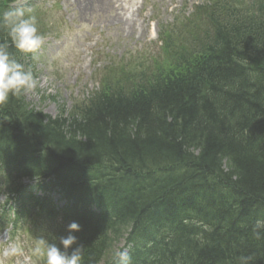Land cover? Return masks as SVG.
<instances>
[{
	"label": "trees",
	"instance_id": "1",
	"mask_svg": "<svg viewBox=\"0 0 264 264\" xmlns=\"http://www.w3.org/2000/svg\"><path fill=\"white\" fill-rule=\"evenodd\" d=\"M158 39L157 58L98 69L73 113L0 105V229L76 221L83 264L123 240L133 264H264V0H205Z\"/></svg>",
	"mask_w": 264,
	"mask_h": 264
},
{
	"label": "rangeland",
	"instance_id": "2",
	"mask_svg": "<svg viewBox=\"0 0 264 264\" xmlns=\"http://www.w3.org/2000/svg\"><path fill=\"white\" fill-rule=\"evenodd\" d=\"M229 1L232 5L237 3V0ZM93 2L17 0L16 5L20 7L30 3L39 5L51 20L43 45L31 59L38 83L26 93V100L36 110L53 117L73 113L77 103L98 89L94 73L100 65L108 66L114 61L126 64L130 60L143 64L157 58L161 52L158 26L185 20L194 6L204 0H113L116 8L104 12L96 7L90 11ZM123 16L136 21L135 32L124 22H118L117 18ZM53 198L60 210L64 206L61 194L58 192ZM29 230L33 231V239L27 235ZM24 232L14 242L7 232H0V264H36L31 250L41 231L32 227ZM14 246L19 249L15 254L12 253ZM125 246L126 241H122L117 249L128 250Z\"/></svg>",
	"mask_w": 264,
	"mask_h": 264
},
{
	"label": "clouds",
	"instance_id": "3",
	"mask_svg": "<svg viewBox=\"0 0 264 264\" xmlns=\"http://www.w3.org/2000/svg\"><path fill=\"white\" fill-rule=\"evenodd\" d=\"M0 27L7 30L8 39L0 42V105L9 101L10 96L26 94L37 87L33 72L26 70L9 51L10 45L20 53H34L44 43L45 36L37 26V18L26 16L22 8H11L0 12ZM264 230V220H257L253 231L259 237ZM81 225L72 221L66 227V235L49 240L40 235L35 240L32 254L43 259V264H83L84 245L75 233ZM12 248V253L18 251ZM250 257H240V264H248ZM112 264H133V257L127 249H116L112 253Z\"/></svg>",
	"mask_w": 264,
	"mask_h": 264
},
{
	"label": "bare ground",
	"instance_id": "4",
	"mask_svg": "<svg viewBox=\"0 0 264 264\" xmlns=\"http://www.w3.org/2000/svg\"><path fill=\"white\" fill-rule=\"evenodd\" d=\"M113 0H94L93 6L90 11H93V9L96 7L98 8V11H108L112 10V8H116V4L112 3ZM117 3V2H116ZM86 11L88 10V5L85 7ZM130 14V10H128V15ZM119 23L126 24L129 26L131 32H135L136 30V21L132 19L131 17H128L125 19V16L117 18Z\"/></svg>",
	"mask_w": 264,
	"mask_h": 264
}]
</instances>
